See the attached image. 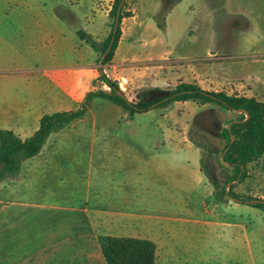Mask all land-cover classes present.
I'll return each instance as SVG.
<instances>
[{"label": "rangeland", "instance_id": "rangeland-1", "mask_svg": "<svg viewBox=\"0 0 264 264\" xmlns=\"http://www.w3.org/2000/svg\"><path fill=\"white\" fill-rule=\"evenodd\" d=\"M234 1L241 3L235 6L245 7L256 2L258 10L264 11V0ZM111 2L0 0V127L25 136L38 125L43 113L76 108L86 91L107 89L96 80L99 68L132 102L161 96L178 82H185L187 0L175 1L167 31L157 34L161 41L153 48L165 51L158 71L143 75L144 64H136V61L122 68L114 65L113 55L110 61L99 65L102 53L96 51L95 65L81 69L75 80V75L72 76L75 74V51L71 48L75 34L68 21L84 31L97 30L101 22L96 20L89 24L84 14L92 13V4ZM172 2L164 0L163 6L151 14L159 28H163L164 15ZM136 4L138 19L146 20V12L153 9L150 0H136ZM72 12L80 17L79 21L70 17ZM53 13H57L59 20ZM214 15V36L210 37L209 26H203L197 46L201 42L208 45L209 50L227 41L232 45L237 39L241 40V46L250 44L243 38L244 34L253 35L246 29L245 20L233 17L220 5ZM19 17L29 19L21 23L16 21ZM110 22L111 18L105 37ZM257 27L254 26L253 33ZM53 36L63 44L58 53L51 49ZM152 37L151 29L145 30L136 39V49L151 48ZM141 40L146 43L140 44ZM126 51L121 50L124 54ZM237 63L233 59L216 61L208 70L210 75L227 66L234 71ZM250 67L254 69L252 75L264 77V61L250 64ZM69 77H73L72 82ZM244 82L257 84L254 76L245 78ZM60 88L68 93H62ZM60 98L62 103L52 104ZM235 115L218 105L188 99L151 107L130 117L111 100L94 97L87 101L85 114L63 127L64 136L52 135V141L59 139L58 144L75 148L71 156H75V162L85 175L89 165L96 168L97 181L108 179L119 183L126 171L133 172L135 167L141 169L144 180L138 207V214L142 215L139 228L157 245L156 264H264V211L230 197L217 200L213 194L216 189L212 183L214 170L211 174L210 169L201 167L200 161L198 164V158L206 151L197 147L198 152L189 140L191 136L211 146L213 152L208 156L218 160L224 144L218 132ZM208 156L205 155V160ZM211 165L214 166L212 162ZM230 170V166H225L222 175L226 178ZM233 184L232 190L236 193L264 199V153L249 162L245 178Z\"/></svg>", "mask_w": 264, "mask_h": 264}, {"label": "crops", "instance_id": "crops-1", "mask_svg": "<svg viewBox=\"0 0 264 264\" xmlns=\"http://www.w3.org/2000/svg\"><path fill=\"white\" fill-rule=\"evenodd\" d=\"M175 1L169 4L163 28H159L151 14L163 6L164 0H150L153 9L146 12V20L138 19L136 0H125L124 9L130 14L121 19V33L112 58L114 65L127 68L126 64L136 61V64H144L143 75H147L148 71H158L165 51H157L154 46L161 41L157 34L163 35L168 29L170 10L175 6ZM234 4L241 3L234 0H187L188 39L184 51L188 62L184 65V80L205 90H222L264 101V77L252 75L254 69L250 67V64L264 61V11L258 10L256 2L249 7ZM110 5L92 4V13L84 14L89 24L96 20L102 24L97 30L85 31L96 41L105 38ZM219 5L225 6L228 14L248 23L246 29L253 35L244 34L243 38L250 44L241 46V40L237 39L232 45H228L227 41L209 50L208 45H202L201 42L197 46L203 26H209V35L214 36V12ZM56 14L54 16L58 19ZM71 14L74 20H80L76 13ZM27 19L19 17L16 21L24 23ZM68 22L75 34L71 48L75 51V74L72 76L75 75L76 80L81 69L95 65L96 51L77 36L78 28L71 21ZM255 25L258 27L253 33ZM147 29H151L153 35L152 47L139 51L136 49V39ZM140 42L143 45L146 43L144 40ZM122 48L127 53H122ZM51 49L56 53L62 51V41L53 36ZM231 59L238 61L234 71L227 66L219 73L210 75L208 68L211 63ZM59 74L62 75V72ZM249 76H254L257 84L245 83L244 79ZM68 79L71 81L73 77ZM60 89L62 93H68ZM55 103H62V99L52 102ZM64 131L61 128L52 132L40 151L22 162L18 174L12 180L8 178L0 182V264H106L98 235L149 238L139 228L142 215L139 216L138 207L142 201L144 180L141 169L135 167L133 172L126 171L119 183L108 179L97 181L96 168L93 166L86 167V175L81 171L75 156H71L75 148L58 144L59 139L52 141V135L59 138L64 136ZM30 134L18 135L24 138ZM50 140L52 144H48ZM196 149L199 152L197 146ZM199 161L198 158V164Z\"/></svg>", "mask_w": 264, "mask_h": 264}, {"label": "trees", "instance_id": "trees-1", "mask_svg": "<svg viewBox=\"0 0 264 264\" xmlns=\"http://www.w3.org/2000/svg\"><path fill=\"white\" fill-rule=\"evenodd\" d=\"M120 2L121 0H112L111 2L108 11V17L111 18L110 30L100 43L82 29H76V34L80 39L101 53L106 50L111 37H113L112 43L102 59V64L110 61L121 33V19L130 14L124 9L125 0H123L115 30L113 29ZM99 71L96 80L105 84L107 89L88 90L84 99L74 109L43 113L39 117L36 129L30 135L22 138L12 129L0 127V182L15 177L22 162L36 155L52 132H56L68 123L82 117L87 111V101L91 98H107L126 110L130 117L151 107L164 106L171 101L192 99L200 104L211 103L236 113L233 118L226 121V124L218 132L224 141L221 155L223 160L229 164L231 174H226L225 183L230 182L228 186L226 184L221 186L212 180L216 187L213 192L214 197L217 200H221L223 197L235 198L236 201L255 200L248 204L264 211V199L244 196L232 190L234 181L241 182L245 178L247 164L264 153V101L253 96L229 94L222 90H205L193 83L178 82L174 88L164 91L161 96L150 99L138 98L132 102L123 94L118 84L106 76L102 68H99ZM154 89L157 90V88ZM240 109H244L248 116L244 112H240ZM189 140L195 146L205 150V155L208 156L213 152L208 144L191 136ZM205 155L203 154L200 158V164L202 168L208 169ZM98 241L106 264H155L156 244L149 238L98 235Z\"/></svg>", "mask_w": 264, "mask_h": 264}, {"label": "water", "instance_id": "water-1", "mask_svg": "<svg viewBox=\"0 0 264 264\" xmlns=\"http://www.w3.org/2000/svg\"><path fill=\"white\" fill-rule=\"evenodd\" d=\"M122 1H123V0H121V2H120L119 5H118V8H117L116 18H115L114 28H113L114 30H115V27H116V24H117V18H118V15H119V10H120L121 5H122ZM112 40H113V37H111L110 42H109V44H108L106 50L102 53V55H101V57H100V59H99V65H102V59H103V57L105 56V54L107 53V51H108V49H109V47H110V45H111V43H112ZM118 94H121V93H118ZM239 111H240V112H244V113L246 114V116H248V115H247V112H246L244 109H240ZM231 139H232V137H231ZM211 162L213 163V165H214V167H215L214 181L217 182V183H218L219 185H221V186H222V185H225V184H226V183H225V176L222 175L221 170H222L225 166H229V164L223 160L222 155L220 156V158H219L218 160H217L214 156H211V157H210V160L207 161V164L209 165ZM221 163H222V164H221ZM227 172L229 173V171H227ZM229 183H230V182H228V183L226 184V186H228ZM232 199L236 200L235 198H232ZM245 201H246V202H254L255 200H245Z\"/></svg>", "mask_w": 264, "mask_h": 264}, {"label": "flooded vegetation", "instance_id": "flooded-vegetation-1", "mask_svg": "<svg viewBox=\"0 0 264 264\" xmlns=\"http://www.w3.org/2000/svg\"><path fill=\"white\" fill-rule=\"evenodd\" d=\"M209 160H210V156H208L207 161H209ZM208 169H210L211 174H212V170H214V175H215V167L212 166L211 163L208 165Z\"/></svg>", "mask_w": 264, "mask_h": 264}, {"label": "built area", "instance_id": "built-area-1", "mask_svg": "<svg viewBox=\"0 0 264 264\" xmlns=\"http://www.w3.org/2000/svg\"><path fill=\"white\" fill-rule=\"evenodd\" d=\"M120 84V83H119ZM121 85V84H120Z\"/></svg>", "mask_w": 264, "mask_h": 264}]
</instances>
